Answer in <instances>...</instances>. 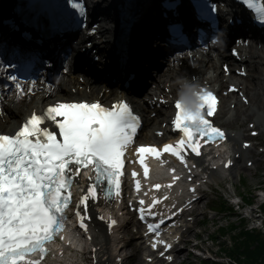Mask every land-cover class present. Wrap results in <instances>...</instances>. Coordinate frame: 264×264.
<instances>
[{"label":"snow or ice","instance_id":"1","mask_svg":"<svg viewBox=\"0 0 264 264\" xmlns=\"http://www.w3.org/2000/svg\"><path fill=\"white\" fill-rule=\"evenodd\" d=\"M242 2L255 9L264 20V0L259 4L255 0ZM72 6L80 15H86L84 5L78 0H74ZM163 6L174 10L177 4L175 0H164ZM169 32L180 36L183 25L170 24ZM8 78L17 80L15 76ZM15 87L23 92L20 83ZM193 95L197 98L194 104L183 99L175 104L179 111L173 123L183 132V138L176 146H163V152H171L182 160V152L187 148L200 155L197 136L209 140L225 138V133L208 119L216 112V95L206 89ZM48 119L55 122L62 139H58L55 127L49 130L40 126ZM139 127L140 117L133 113L127 102H118L111 107L98 102L58 103L47 108L44 114H33L14 135L0 134V264H40L39 260L26 258L36 252L42 257L47 255L45 245L60 236L70 207L77 209L80 226L86 229L84 217L80 215L81 205L86 211V202L97 197L98 188L105 191L106 199L119 196L123 157L134 143ZM138 151L142 164L144 153L161 154L154 146H141ZM89 166L96 173L95 179L99 181L103 177L106 184H92L88 195L73 201L70 190L74 178L80 175V168ZM144 171L147 175V165ZM132 174L136 175L135 172ZM136 187L139 189V181ZM140 211L143 218L144 209ZM148 227L152 231L159 228L156 224Z\"/></svg>","mask_w":264,"mask_h":264},{"label":"bare ground","instance_id":"2","mask_svg":"<svg viewBox=\"0 0 264 264\" xmlns=\"http://www.w3.org/2000/svg\"><path fill=\"white\" fill-rule=\"evenodd\" d=\"M2 3V0H0V5ZM214 54L215 56L207 55L203 58L198 59V64L199 68L193 70L190 68L188 65H183L179 66L176 65L172 67L168 74L164 77V82H170L172 85V88L176 90L177 88H180V86H183L185 82L191 81L193 77H196L197 79L202 76V73L210 72V70H213L215 72V75H213L211 78H209V82L212 84L213 87L217 88V90H221L223 85H224V80L222 78L223 71H219V64L222 63H227L229 61L230 57L228 56L229 53H227L224 50L217 51ZM218 59L221 61L218 62ZM207 64L208 69H203V65ZM261 67V66H260ZM259 67V68H260ZM205 68V67H204ZM262 70V68H261ZM0 72L3 75V82L0 85V92L3 93V97L1 99V104L3 107V114H7L4 117H1L0 114V132H13L18 125L20 124V120L23 117H27L30 112L37 108L41 109L43 108L46 104L51 103L53 100H59L63 98L67 99H73L75 96L73 95L72 92H70L71 87H79L78 84H80L79 80L76 83L75 79L72 77L73 74H70L69 76L63 75L59 80H56L54 82L50 81V77L52 73L48 69H42L40 72L41 79H43L45 82H39L38 84L31 85L29 83H23L21 78H20V73L19 70L16 68H10L7 66V61L3 60L2 63L0 64ZM9 76H15L17 77L16 81H12L9 79ZM231 80L238 81L241 83V85L244 86L245 90L248 92L252 105L255 106L257 111L247 109L240 105L237 107L235 110V115L231 118H227L224 113H228L227 109L229 108L228 105H225L222 109L227 111L223 112L220 117V121L223 125L230 126L233 129L236 126L235 125L236 121L239 119L240 115H245L246 118H255L256 121L259 124V128L264 132V115L262 114V104L261 101L256 94L254 90L257 88V80L255 78H241L239 76L233 75ZM20 83L23 92H20L16 89L15 84ZM53 83H55L53 85ZM89 83L92 86V98L93 99H99L102 89L104 88H112V84H110V79L107 78H102L101 80L98 81V83H93L91 80H88V85ZM199 85L200 81L194 83ZM202 85V84H200ZM226 85V84H225ZM227 86V85H226ZM186 89H188V86H185ZM113 89V88H112ZM81 95H85L84 93H80ZM103 98H107V96H103ZM118 97L114 96V99L112 101L116 100ZM230 98H233V95H231ZM141 108L147 109V106L140 105ZM149 113H151L149 111ZM221 113V112H220ZM150 116V115H149ZM151 118L150 126L153 124V126H158L161 125L160 120L154 118V117H149ZM4 119H6L4 121ZM240 127L242 124L239 125ZM235 136L233 139L230 141L229 145L225 148L224 152V158L223 163L231 157V155H234L235 153H240V154H246L248 153L249 155L253 154V147H249L246 149H243V147L239 144V140L244 137L245 131L243 130H236ZM215 154V153H214ZM214 154L209 155L207 154V159L211 158L214 159L215 156ZM221 157H218V159L215 162H212L214 165V168L216 166H220L219 161L223 160ZM217 164V165H216ZM212 165V166H213ZM239 163H236L233 167L230 168L229 176L233 177L234 171L239 170ZM244 168V167H243ZM246 169V168H245ZM224 175H220L217 172L214 173V178L213 180L219 181L221 178H223ZM226 191H228L226 189ZM229 192V191H228ZM98 242L104 241L103 238H99ZM114 240V239H113ZM121 244L122 246V239L117 238L112 244L115 245L116 243ZM104 244H108L107 242ZM103 251V249H102ZM109 254H113V252L110 251L108 248ZM99 264H103V261L100 260L98 261Z\"/></svg>","mask_w":264,"mask_h":264},{"label":"rangeland","instance_id":"3","mask_svg":"<svg viewBox=\"0 0 264 264\" xmlns=\"http://www.w3.org/2000/svg\"><path fill=\"white\" fill-rule=\"evenodd\" d=\"M264 137V134L261 135V139ZM241 173H243L244 175H246V179H247V185H239L238 181L236 183H234V185H231L230 183H227L226 187L224 188V190H222V192H218L215 191L214 193V197H219V196H223V198L225 199L226 197L231 199L233 193H235V189H237V192L239 193H244L247 192L248 190H250L251 192H253V194L256 196L255 201H254V205L250 208H245L243 210H241V213H237V216L234 214L231 217H228V215H216V216H211L210 218H208L207 223L205 224L204 227H200L197 229L196 233L197 235L199 234L198 232L202 231V235H201V240H200V244L203 247V251L202 254L203 256H207V255H211V257H221L223 259V261L225 262L226 259L224 258V253L221 252L220 247L222 246V244L224 243H231V235L226 234L225 236H220L218 234V228L220 226H226L228 225L230 222H239V220L241 219V217L246 218L247 220V227L249 229H252V227H257L260 226L261 223L264 221V212L260 213L259 211H253L255 210V208H257L260 204H263L264 198L260 195H258V192L255 190L258 187H264V163L261 164L258 168L257 171L255 172H250V171H246V170H242ZM243 177V176H242ZM227 190L229 191H226ZM253 215H256L257 218L255 220H253ZM216 232V233H215ZM215 234L216 236H220V238L216 241H212L211 235ZM194 239V238H191ZM203 239V242H201ZM194 241V240H193ZM183 256H187V254L184 253ZM204 257H191L189 260L191 263L189 264H200L201 259H203ZM209 264V263H207Z\"/></svg>","mask_w":264,"mask_h":264},{"label":"trees","instance_id":"4","mask_svg":"<svg viewBox=\"0 0 264 264\" xmlns=\"http://www.w3.org/2000/svg\"><path fill=\"white\" fill-rule=\"evenodd\" d=\"M236 236L234 254L238 259L242 255L248 256V264H259L264 260V235L261 231L249 230L243 226Z\"/></svg>","mask_w":264,"mask_h":264}]
</instances>
